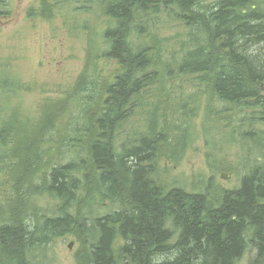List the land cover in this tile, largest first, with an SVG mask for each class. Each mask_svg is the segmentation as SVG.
<instances>
[{
    "label": "trees",
    "instance_id": "obj_1",
    "mask_svg": "<svg viewBox=\"0 0 264 264\" xmlns=\"http://www.w3.org/2000/svg\"><path fill=\"white\" fill-rule=\"evenodd\" d=\"M8 1L0 0V16L10 13ZM90 1L39 0L27 17L90 14ZM95 2L108 19L100 44H89L75 84L44 102L34 123L11 106L21 91L14 80L0 78L9 84L0 160L11 181L0 202V264H37L35 253L65 235L80 243L76 264H237L250 244L258 252L252 264H264V138L256 129L264 125V0ZM162 17L185 32L161 37ZM104 61L116 65L111 80ZM203 92L206 118L216 117V102L260 110L239 133L240 143L255 146V167L234 189L165 188L160 163L170 155L178 162ZM248 98L257 105H240ZM142 117L139 130L132 121ZM207 162L214 174L227 169L211 155ZM44 197L56 204L50 216L38 208ZM105 202L120 209L99 215Z\"/></svg>",
    "mask_w": 264,
    "mask_h": 264
},
{
    "label": "rangeland",
    "instance_id": "obj_2",
    "mask_svg": "<svg viewBox=\"0 0 264 264\" xmlns=\"http://www.w3.org/2000/svg\"><path fill=\"white\" fill-rule=\"evenodd\" d=\"M95 1H90L89 6L93 10L90 14L65 9L57 11L51 21L27 17L28 10L37 6L39 0L8 1L7 9L10 13L0 16V78L11 77L14 80L13 88L21 90L16 95L17 101L14 100L11 106L17 104L29 118V124L39 118L44 102L61 98L62 93L72 88L86 65L89 44H100V33L108 27V19L103 15V7L98 6ZM160 22L161 37L172 38L185 32L178 23L166 20L165 17ZM100 67L109 80L117 69L114 63L107 61L101 62ZM103 73L102 77L105 76ZM15 82L19 83L18 86H15ZM179 83L176 81L174 85L178 86ZM7 86L9 84L5 80L0 84V108L5 104L1 101L8 98L1 96ZM185 88L187 93L193 90L189 85H185ZM201 101L198 117L188 131L190 142L180 153L178 162L175 163L170 155L169 159L163 157L164 162L160 163L157 179L165 188L177 184L199 193H205L206 190L213 192L214 186L234 189L240 186L243 175L249 174V168L255 167L254 153H250L248 146L240 143L239 135L240 132L251 130L253 111L249 109L241 112L237 106L216 102V117L206 118L208 103L204 92ZM137 119L132 124L142 130L140 126H145L144 119ZM256 129L264 138V125L257 126ZM253 132L254 137L257 131ZM208 155L223 161L222 165L227 166V169L214 174L209 169ZM260 158L259 161L263 162L262 156ZM8 166V163L3 164L0 160V202L5 201L11 192L9 174L6 175ZM222 174L227 180L222 179ZM210 182L212 187L207 189ZM38 208L43 214L50 216L55 211L56 204L51 198L44 197ZM119 209L120 206H111L105 202L98 206L97 213L103 215ZM119 240L124 243V240ZM79 246L76 237L65 235L49 243L44 254L36 252L33 259L37 264H76L75 253ZM255 248L250 245L237 264H252L258 255Z\"/></svg>",
    "mask_w": 264,
    "mask_h": 264
},
{
    "label": "bare ground",
    "instance_id": "obj_3",
    "mask_svg": "<svg viewBox=\"0 0 264 264\" xmlns=\"http://www.w3.org/2000/svg\"><path fill=\"white\" fill-rule=\"evenodd\" d=\"M240 105H243V106H245V108L246 107H252V106H256L257 105V101L255 100V99H253V98H248V99H245L243 102H241V104ZM250 109V108H249ZM253 111V114L255 113V112H257V113H259L260 112V110H258V109H256V110H252ZM248 149L250 150V153H251V151H253V153H254V150H255V146H254V144L253 145H250L249 147H248ZM259 160H261V158L259 157L258 158ZM178 187H180L179 185H177V184H174V185H172V187L171 188H178ZM243 237V239H244V241L246 242V243H249V242H251L252 241V239H253V237H252V235H248V234H245V235H243L242 236ZM252 243V242H251ZM251 246H253V244H250ZM249 245V246H250ZM249 248V247H248ZM247 251H248V249H247ZM247 251H246V253H247ZM245 253V254H246ZM27 255V252L25 251V253H24V257ZM36 255V254H35ZM28 258V255L26 256V259ZM37 260V259H36Z\"/></svg>",
    "mask_w": 264,
    "mask_h": 264
},
{
    "label": "water",
    "instance_id": "obj_4",
    "mask_svg": "<svg viewBox=\"0 0 264 264\" xmlns=\"http://www.w3.org/2000/svg\"><path fill=\"white\" fill-rule=\"evenodd\" d=\"M222 179L227 180V178H226V176L224 174L222 175ZM70 248H71V246H70Z\"/></svg>",
    "mask_w": 264,
    "mask_h": 264
},
{
    "label": "flooded vegetation",
    "instance_id": "obj_5",
    "mask_svg": "<svg viewBox=\"0 0 264 264\" xmlns=\"http://www.w3.org/2000/svg\"><path fill=\"white\" fill-rule=\"evenodd\" d=\"M262 88L264 89V86H262Z\"/></svg>",
    "mask_w": 264,
    "mask_h": 264
}]
</instances>
